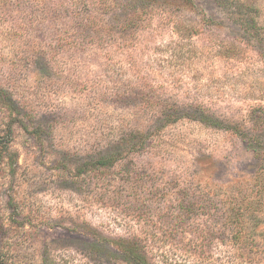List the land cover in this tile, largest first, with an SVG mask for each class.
Segmentation results:
<instances>
[{
  "label": "rangeland",
  "instance_id": "374dc122",
  "mask_svg": "<svg viewBox=\"0 0 264 264\" xmlns=\"http://www.w3.org/2000/svg\"><path fill=\"white\" fill-rule=\"evenodd\" d=\"M0 142L6 264H264V0H0Z\"/></svg>",
  "mask_w": 264,
  "mask_h": 264
},
{
  "label": "trees",
  "instance_id": "16d2710c",
  "mask_svg": "<svg viewBox=\"0 0 264 264\" xmlns=\"http://www.w3.org/2000/svg\"><path fill=\"white\" fill-rule=\"evenodd\" d=\"M195 118L198 120H201L202 122H205V123L210 122L204 114H201L200 118H198V117H195ZM7 155H8L7 146L5 144H3L2 142H0V161L5 159ZM115 160H116V157H114V156L113 157H107L106 159H104V157H100V162L98 163V166L110 167L114 164ZM119 248L121 250L123 260L126 261L127 263L132 262L134 264H147L146 259L144 258V256L142 254L136 256L133 249L128 247L125 243L119 244ZM0 264H6V263H4L0 259Z\"/></svg>",
  "mask_w": 264,
  "mask_h": 264
}]
</instances>
